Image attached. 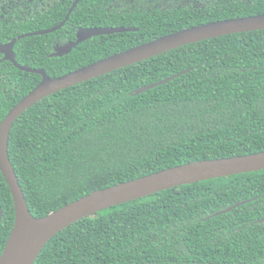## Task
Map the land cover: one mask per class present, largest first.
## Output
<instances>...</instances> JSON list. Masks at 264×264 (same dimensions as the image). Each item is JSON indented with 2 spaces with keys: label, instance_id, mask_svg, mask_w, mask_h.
Listing matches in <instances>:
<instances>
[{
  "label": "trees",
  "instance_id": "trees-1",
  "mask_svg": "<svg viewBox=\"0 0 264 264\" xmlns=\"http://www.w3.org/2000/svg\"><path fill=\"white\" fill-rule=\"evenodd\" d=\"M75 1H56L34 16L32 27L6 29L2 39L60 26ZM115 1L81 0L62 29L17 43V61L60 78L185 29L264 15V0H197L141 12H119ZM92 26L138 31L98 37L64 58H46L54 39H73L79 28ZM13 72L28 86L0 123L42 79ZM262 152L264 31L187 45L60 91L18 118L9 138V157L35 218L174 167ZM0 207L1 257L15 222L1 171ZM263 219L264 171L210 180L82 219L56 235L35 264H264Z\"/></svg>",
  "mask_w": 264,
  "mask_h": 264
},
{
  "label": "water",
  "instance_id": "water-1",
  "mask_svg": "<svg viewBox=\"0 0 264 264\" xmlns=\"http://www.w3.org/2000/svg\"><path fill=\"white\" fill-rule=\"evenodd\" d=\"M80 2L81 0L75 1L65 21L60 26L27 36L49 35L59 31L66 25L70 15ZM134 31L136 30L127 28L83 29L78 32L76 43L57 49L58 53L56 52L52 57L68 55L75 47L92 38ZM257 31H264V15L196 26L128 49L60 78H51L45 70L23 67L17 64L14 57H10L12 63L20 71L40 75L42 79L28 95L9 111L0 123V171L10 189L15 208L14 226L0 257V264H35L46 245L56 235L82 219L94 217L98 213L113 207L147 198L173 188L264 171V152L248 156L198 161L93 192L46 217L35 218L29 209L27 199L9 157V138L13 125L26 111L44 99L60 91L187 45L228 35ZM23 38L20 37L8 47H0V52H8V49L12 52L15 44ZM177 77L137 89L135 95L155 89ZM240 205L242 204L219 212L216 216L229 213ZM2 216L3 212L0 207V224ZM263 222L264 220L261 221V223Z\"/></svg>",
  "mask_w": 264,
  "mask_h": 264
},
{
  "label": "flooded vegetation",
  "instance_id": "flooded-vegetation-1",
  "mask_svg": "<svg viewBox=\"0 0 264 264\" xmlns=\"http://www.w3.org/2000/svg\"><path fill=\"white\" fill-rule=\"evenodd\" d=\"M56 1H61V0H0V47H4V46L8 47L20 37H24L23 39H25V38H29L27 35L39 33L36 32V33L24 34L15 38L14 40H11L10 42L9 41L6 42V38L8 40L10 36H6V38L2 39V32L5 31L6 29L10 30V28H17V25H20L21 27H25V29H27L29 26L32 27L34 25L32 24L33 19L35 17L39 18L42 14H44V12H46L49 8H51V5L55 4ZM179 2H181L180 4H187L186 6L192 4L199 5V2L197 0H116L114 5L117 9H119V12H123L127 10H137L138 12H141L144 11L145 8L152 9V8L161 7V8L169 9L170 7H172V5H179ZM126 8L128 9L125 10ZM108 13H109V7H108ZM103 28H109V27H102V26L81 27L76 31L73 39L68 38V36L64 37L63 39L62 38L54 39L52 44V53L47 52L45 54L46 58L48 57L64 58L65 56L70 55L77 47L81 46L86 42H90L93 39H97L98 37L89 39L81 43L79 46L75 47L72 50V52H70V54L68 55H64L60 57H52V55L57 52V49L76 43L78 41L77 35L79 31L83 29H103ZM129 29L138 31L137 28H129ZM36 36H44V35H36ZM100 37H104V36H100ZM20 41L21 40H19L17 43H19ZM17 43L15 44L14 48H12V52L10 49H8V52L5 53L0 52V114L4 110L8 109V106L14 103V101H16L17 94L19 92H22L25 89V87L28 86V83L25 82V85H22L19 84L18 81L16 80V76L13 71L14 69L17 70L19 69L12 63L10 57H14L17 64L21 66L34 69L28 63L20 64L17 61V55L15 52ZM37 70H45V69H37ZM9 110L7 111L5 117L9 113ZM3 217H4V213L2 216V221H3Z\"/></svg>",
  "mask_w": 264,
  "mask_h": 264
},
{
  "label": "rangeland",
  "instance_id": "rangeland-1",
  "mask_svg": "<svg viewBox=\"0 0 264 264\" xmlns=\"http://www.w3.org/2000/svg\"><path fill=\"white\" fill-rule=\"evenodd\" d=\"M181 2H179V5H172V7H176V6H180V5H182V6H186L187 4H180ZM171 8V7H170Z\"/></svg>",
  "mask_w": 264,
  "mask_h": 264
}]
</instances>
